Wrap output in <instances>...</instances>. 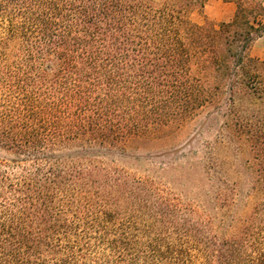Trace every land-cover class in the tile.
Masks as SVG:
<instances>
[{
	"label": "trees",
	"instance_id": "trees-1",
	"mask_svg": "<svg viewBox=\"0 0 264 264\" xmlns=\"http://www.w3.org/2000/svg\"><path fill=\"white\" fill-rule=\"evenodd\" d=\"M224 1L0 0V264H264V8ZM195 121L194 185L123 162Z\"/></svg>",
	"mask_w": 264,
	"mask_h": 264
},
{
	"label": "rangeland",
	"instance_id": "rangeland-1",
	"mask_svg": "<svg viewBox=\"0 0 264 264\" xmlns=\"http://www.w3.org/2000/svg\"><path fill=\"white\" fill-rule=\"evenodd\" d=\"M226 2L228 1L207 0L202 10H194L191 13V21L200 24L205 19L213 23L230 20L233 15L228 17L226 8L219 6ZM239 2L247 7H253L255 3H260L264 8V0H239ZM229 3L233 5L235 12V3ZM250 19L256 25L264 23V16H255L252 14ZM256 55L255 51L250 53V56L253 58ZM197 122H190L181 127L169 129L161 137L153 140L131 143L123 162L128 167H133L142 174L157 175L159 177L158 180L172 187L174 192L177 190H185L186 184H190L191 186L201 179L198 174L201 173V167L200 165L194 164L201 161L206 150L205 146L211 141V137L208 134H199ZM219 157L224 162L223 166L227 175L226 179L230 183L238 179L246 190L249 187V183L247 181L248 177L245 176L247 172L239 163L241 158L232 152L224 151L220 153ZM243 158L247 160L248 155L244 154ZM194 166H196L195 169H193ZM184 175H187V180L182 178ZM193 194H196V192L192 190L189 195L193 196ZM196 198L200 201L205 200L204 195H197Z\"/></svg>",
	"mask_w": 264,
	"mask_h": 264
},
{
	"label": "crops",
	"instance_id": "crops-1",
	"mask_svg": "<svg viewBox=\"0 0 264 264\" xmlns=\"http://www.w3.org/2000/svg\"><path fill=\"white\" fill-rule=\"evenodd\" d=\"M217 5H219L217 3ZM220 7L223 6L226 8V14L228 17H231L233 15L234 9H233V5L229 2H226L224 4L219 5ZM252 51L256 52V57H254L257 60L260 61H264V37L262 38H258L254 41L251 49H250V53Z\"/></svg>",
	"mask_w": 264,
	"mask_h": 264
}]
</instances>
